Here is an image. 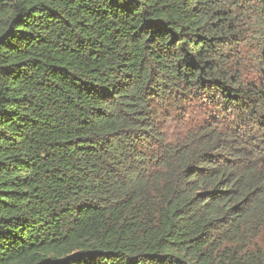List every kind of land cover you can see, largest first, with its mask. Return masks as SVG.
<instances>
[{
  "label": "trees",
  "instance_id": "16d2710c",
  "mask_svg": "<svg viewBox=\"0 0 264 264\" xmlns=\"http://www.w3.org/2000/svg\"><path fill=\"white\" fill-rule=\"evenodd\" d=\"M0 264H264V0H0Z\"/></svg>",
  "mask_w": 264,
  "mask_h": 264
},
{
  "label": "rangeland",
  "instance_id": "374dc122",
  "mask_svg": "<svg viewBox=\"0 0 264 264\" xmlns=\"http://www.w3.org/2000/svg\"><path fill=\"white\" fill-rule=\"evenodd\" d=\"M169 125V127H172L173 129H174V126H172V125H170V124H168Z\"/></svg>",
  "mask_w": 264,
  "mask_h": 264
}]
</instances>
